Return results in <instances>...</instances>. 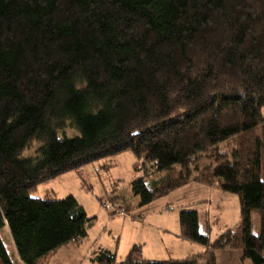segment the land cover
<instances>
[{
    "label": "trees",
    "instance_id": "obj_1",
    "mask_svg": "<svg viewBox=\"0 0 264 264\" xmlns=\"http://www.w3.org/2000/svg\"><path fill=\"white\" fill-rule=\"evenodd\" d=\"M127 151L141 207L198 183L237 195L241 221L211 243L209 217L182 209L206 252L93 264H264V0H0V264L2 232L21 264L85 239L95 218L73 196L33 194Z\"/></svg>",
    "mask_w": 264,
    "mask_h": 264
},
{
    "label": "rangeland",
    "instance_id": "obj_2",
    "mask_svg": "<svg viewBox=\"0 0 264 264\" xmlns=\"http://www.w3.org/2000/svg\"><path fill=\"white\" fill-rule=\"evenodd\" d=\"M258 133L260 134L261 131ZM64 134L73 137L77 135V131L67 125ZM237 141L223 144L220 149L229 151ZM40 146L39 142H34L23 155L25 157L33 156ZM138 162L139 160L135 154L127 151L87 165L78 171L68 172L48 181L45 185H39L37 192L42 199L49 196V199L61 200L73 196L85 208L88 217L95 218L93 226L88 230V235L96 239L104 233L109 236L113 230L114 232H123V237L134 231L138 238L141 230L144 233L146 230L149 233L154 232L156 235L151 236L154 243H149L147 247L141 250L138 257L140 260L185 259L188 255H197L202 252V250L186 249L174 244L169 245L167 241L165 246L157 236L161 237V233L156 228L172 230L174 224L178 225V217L182 209L198 211L201 216L207 215L209 217L211 243L215 242L227 230L239 226L241 221L239 197L223 191L219 186L210 187L190 183L156 199L147 206L141 207L140 200L133 196L130 186L133 180L144 175L143 171L136 172L134 170V166ZM105 166L111 168L105 170L103 169ZM158 177L161 176L156 175L153 178ZM202 201H205V203H200ZM192 204L196 205L193 206ZM106 205H109V209L106 208ZM120 210H124L126 213L119 215L118 211ZM144 218L148 221L147 225L143 226L144 229L141 227L144 223L142 225L129 223V220L132 222V220L139 221ZM127 223L129 224L126 225ZM253 225L257 226V216L255 214ZM2 237L13 263L21 264L6 232H2ZM103 240L105 242L109 239L103 237ZM198 246L203 250L205 249L203 252H206V247ZM123 259L119 255L118 260L122 261ZM77 264H80V262ZM199 264H207L206 258L200 259ZM245 264H252V262L247 260Z\"/></svg>",
    "mask_w": 264,
    "mask_h": 264
},
{
    "label": "crops",
    "instance_id": "obj_3",
    "mask_svg": "<svg viewBox=\"0 0 264 264\" xmlns=\"http://www.w3.org/2000/svg\"><path fill=\"white\" fill-rule=\"evenodd\" d=\"M37 191L35 192L34 197L41 198V195L38 194ZM200 203H205V201H202ZM196 204H192V205L194 206ZM147 222L148 221L146 218L139 221L132 220V222L131 220H129V223H132L134 225L135 224L142 225L144 223L141 226L142 229H144L143 226L147 225L146 224ZM129 223H127L126 225H128ZM156 229L157 231H160L161 237L159 235L157 236L158 238H160L161 243L165 246L167 241L168 242L167 244L169 245L174 244L175 246L186 249H192L196 251L202 250V252L205 250L200 248L198 244L186 241L180 236V223H178L177 226L174 224L172 230L168 228L167 229L156 228ZM155 235L156 234L154 232L149 233L147 230L145 233L144 231L141 230V232H139L138 235L139 238L136 237L134 231L131 233H127L125 237H123V232L122 233L119 231L114 232V230L111 231V234L109 236L106 233L101 234L98 239L92 237L91 235H88L85 239H83L79 243H70L59 249L53 255L50 264H77L79 262L80 264H93L91 259L94 257L96 253L100 252L101 250H106L112 253H116L118 259H119V255L121 256V258L125 259L134 246H140L142 250L144 247H147L149 243H154L151 236H155ZM103 237L109 239L108 240L109 242L105 240V242H108L107 244L104 242ZM189 256H193V255H188V257Z\"/></svg>",
    "mask_w": 264,
    "mask_h": 264
},
{
    "label": "built area",
    "instance_id": "obj_4",
    "mask_svg": "<svg viewBox=\"0 0 264 264\" xmlns=\"http://www.w3.org/2000/svg\"><path fill=\"white\" fill-rule=\"evenodd\" d=\"M106 208L109 209V205H106ZM126 212L124 210L118 211L119 215L125 214ZM116 214V213H115Z\"/></svg>",
    "mask_w": 264,
    "mask_h": 264
}]
</instances>
